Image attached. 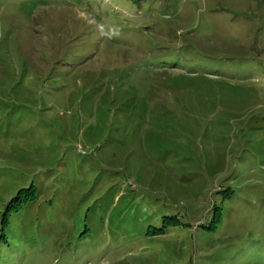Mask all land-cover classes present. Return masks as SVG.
<instances>
[{
	"label": "rangeland",
	"instance_id": "1",
	"mask_svg": "<svg viewBox=\"0 0 264 264\" xmlns=\"http://www.w3.org/2000/svg\"><path fill=\"white\" fill-rule=\"evenodd\" d=\"M0 264H264V0H0Z\"/></svg>",
	"mask_w": 264,
	"mask_h": 264
},
{
	"label": "trees",
	"instance_id": "2",
	"mask_svg": "<svg viewBox=\"0 0 264 264\" xmlns=\"http://www.w3.org/2000/svg\"><path fill=\"white\" fill-rule=\"evenodd\" d=\"M213 73H216V72H213ZM32 187H30V189H31ZM30 189H28V190H30ZM21 191V196L20 195H17V196H15V197H13L12 199H11V201L10 202H8V204H7V206H6V210L4 211V213L2 214V217H1V225L2 226H5L6 224H7V222H8V219L10 218V211H12V208H11V206H12V203L13 202H15V200H18L19 198H21L22 197V195H23V189H21L20 190ZM20 191H18V192H20ZM19 194V193H18ZM20 196V197H19ZM9 208V209H8ZM11 208V209H10ZM8 210H10L9 212H8ZM218 212L216 211L215 212V215L217 214Z\"/></svg>",
	"mask_w": 264,
	"mask_h": 264
}]
</instances>
